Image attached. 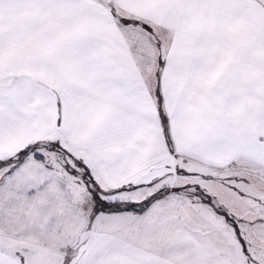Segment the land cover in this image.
<instances>
[{"label":"snow or ice","instance_id":"6c2138e0","mask_svg":"<svg viewBox=\"0 0 264 264\" xmlns=\"http://www.w3.org/2000/svg\"><path fill=\"white\" fill-rule=\"evenodd\" d=\"M0 264H264V0H0Z\"/></svg>","mask_w":264,"mask_h":264}]
</instances>
